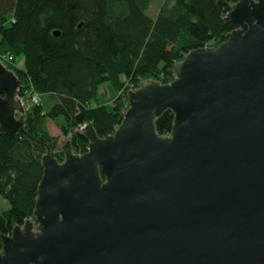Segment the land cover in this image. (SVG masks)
Segmentation results:
<instances>
[{
  "label": "water",
  "instance_id": "1",
  "mask_svg": "<svg viewBox=\"0 0 264 264\" xmlns=\"http://www.w3.org/2000/svg\"><path fill=\"white\" fill-rule=\"evenodd\" d=\"M219 3L225 41L129 91L114 133L85 124V153L42 155L33 218L0 232V264H264V0ZM20 86L0 62V134L25 123Z\"/></svg>",
  "mask_w": 264,
  "mask_h": 264
},
{
  "label": "trees",
  "instance_id": "2",
  "mask_svg": "<svg viewBox=\"0 0 264 264\" xmlns=\"http://www.w3.org/2000/svg\"><path fill=\"white\" fill-rule=\"evenodd\" d=\"M155 2L0 0V54L14 58L5 67L21 81L18 97L33 88L53 100L49 108L43 99L27 104L19 132L0 134V194L10 204L0 212V232L10 234L33 218L48 148L64 160L48 120L59 122L76 154L85 153L89 141L82 125L91 124L101 138L114 133L129 91L144 80L171 82L175 63L188 52L216 47L236 28L219 0H162L152 16L148 10ZM104 86L116 94L109 104ZM173 124L168 110L157 119V132L168 135Z\"/></svg>",
  "mask_w": 264,
  "mask_h": 264
},
{
  "label": "rangeland",
  "instance_id": "3",
  "mask_svg": "<svg viewBox=\"0 0 264 264\" xmlns=\"http://www.w3.org/2000/svg\"><path fill=\"white\" fill-rule=\"evenodd\" d=\"M13 3L16 2V0H11ZM162 0H158V2H155L150 9L148 10V13L152 16H154L159 8V4ZM23 63V58L22 57H18L17 58V64L18 66H22ZM102 93H105V103L109 104L112 102L113 98L115 97V93L112 91L111 88H106L105 86L102 88ZM43 99V104L45 106V108H49L52 103L53 100L51 99L50 95H43L42 96ZM48 125V129L50 131V133L53 136H57L59 138V142L61 145L66 143L67 138L65 137V135L63 134V130L59 124V122L53 121V120H48L47 122ZM10 207L9 201L4 198L1 194H0V212L7 210Z\"/></svg>",
  "mask_w": 264,
  "mask_h": 264
},
{
  "label": "built area",
  "instance_id": "4",
  "mask_svg": "<svg viewBox=\"0 0 264 264\" xmlns=\"http://www.w3.org/2000/svg\"><path fill=\"white\" fill-rule=\"evenodd\" d=\"M0 62L3 66L14 64V58L10 54H0ZM22 86V84H21ZM20 86V87H21ZM19 87V89H20ZM23 104L27 106V104H40L42 101V95L38 92H36L33 88L26 89L24 91V95L20 96ZM85 127V124L81 126V129Z\"/></svg>",
  "mask_w": 264,
  "mask_h": 264
},
{
  "label": "crops",
  "instance_id": "5",
  "mask_svg": "<svg viewBox=\"0 0 264 264\" xmlns=\"http://www.w3.org/2000/svg\"><path fill=\"white\" fill-rule=\"evenodd\" d=\"M21 63H22V62H21ZM20 65H21V64H20ZM20 65H19V66H20Z\"/></svg>",
  "mask_w": 264,
  "mask_h": 264
}]
</instances>
